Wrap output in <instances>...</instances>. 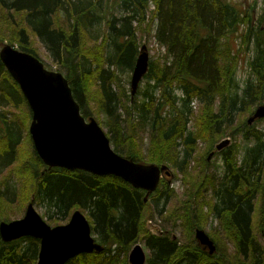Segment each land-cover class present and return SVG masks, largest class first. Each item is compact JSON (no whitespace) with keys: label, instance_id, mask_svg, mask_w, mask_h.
I'll use <instances>...</instances> for the list:
<instances>
[{"label":"trees","instance_id":"obj_1","mask_svg":"<svg viewBox=\"0 0 264 264\" xmlns=\"http://www.w3.org/2000/svg\"><path fill=\"white\" fill-rule=\"evenodd\" d=\"M100 2L0 0V43H16L20 50L38 57L27 32L30 28L53 59L66 68L64 76L81 114L88 116L91 108V114L106 116V134L116 153L143 162L137 135L148 131V163L171 164L184 175L197 139L206 142L214 128L231 124L235 114L252 115L264 103V4L255 14L250 9L241 11L232 0H120L130 13L107 17V4ZM150 4L147 29L150 32L154 28L153 35L165 47V55L162 62H149L146 86L138 88V100H133L118 72L133 69L137 53L135 32L139 26L144 29L141 21ZM59 13L71 21L69 27L56 24ZM101 19L106 31L98 38L92 36L90 27L101 24ZM241 25L246 26L240 35L244 50L252 52L247 62L252 80L242 86L235 79L238 54L243 49H235L231 38ZM175 88L181 90L180 97ZM129 97L130 104L126 102ZM193 99L198 101L200 114L191 110ZM216 100L219 105L215 112ZM7 103L28 105L0 60V161L11 165L9 175L15 171L26 183L23 206L32 196L62 217L70 209L86 210L91 232L103 246L99 252L77 254L65 264H127L129 246L139 237L147 203L144 198L154 200L157 211L162 212L171 195L169 179L161 178L157 189L146 195L143 189L112 174L48 168L30 138L25 123L30 117L24 111L1 110ZM260 119L252 125L247 123L253 131L248 130L245 135L253 136L256 142L246 149L241 161L236 153L231 157L222 153L227 168L221 178L201 172L202 169L196 175L187 173L191 184L196 183L197 177L214 189L215 200L200 202L199 194L186 193L187 200L183 202L189 206L190 214L184 233L192 237L194 229L206 225L208 216L213 214L220 221L216 226L223 229L217 239L213 236L215 252L209 254L199 244L179 245L166 235L150 233L144 238L151 251L146 264H264V247L255 234L264 231V132L254 127ZM190 123L192 129L188 127ZM247 124L244 117L238 118L232 135L244 127L250 129ZM178 138L184 143L181 159L174 149ZM205 162L207 165L206 158ZM4 184L0 182V220L8 221L12 209L1 189ZM205 207L207 211H203ZM197 209L201 221L195 219ZM216 226L210 231L213 235ZM229 240L234 244V253L228 251ZM39 245V239L31 236L9 242L0 239V264H36Z\"/></svg>","mask_w":264,"mask_h":264},{"label":"water","instance_id":"obj_2","mask_svg":"<svg viewBox=\"0 0 264 264\" xmlns=\"http://www.w3.org/2000/svg\"><path fill=\"white\" fill-rule=\"evenodd\" d=\"M144 47H141L133 65L131 97L148 70L149 56ZM0 60L18 84L31 110L30 138L37 155L48 168L112 174L133 187L143 189L146 195L156 190L162 174L168 175L165 164L137 162L116 153L97 121L91 116L86 119L81 114L64 74L46 68L37 56L7 43L0 47ZM262 117L264 103L255 108L247 123ZM227 143V140L222 141L217 148ZM24 236L39 239L36 264H65L77 254L103 249L91 235L89 222L79 209L71 213L67 223L50 226L29 202L21 218L0 221L2 241ZM194 237L202 248L208 249L209 254L215 252L213 240L203 229H196ZM127 260L129 264L145 263L146 255L140 244L132 247Z\"/></svg>","mask_w":264,"mask_h":264},{"label":"rangeland","instance_id":"obj_3","mask_svg":"<svg viewBox=\"0 0 264 264\" xmlns=\"http://www.w3.org/2000/svg\"><path fill=\"white\" fill-rule=\"evenodd\" d=\"M233 2H235L239 9L241 11L246 10V9H250L251 12H254L255 14L260 13L261 11V6L264 4V0H232ZM256 2V4L254 3ZM107 4V17H110L109 14H113L115 16H121L123 14L128 15L130 13V11H126V9H124L121 6L120 0H101L100 4ZM254 8V10L252 8ZM152 8V4L148 5V7H145V11H146V18L144 20H142L141 22H143L144 24V29L142 30L141 27H137V31L135 32V37H136V48H137V53L135 55V59L137 57V55L139 54V51L141 49L142 46L144 47V50L147 52L148 56H149V61L151 60H159V61H163L164 60V55H165V47L161 44H158L156 42V39L153 35L154 32V28L151 29V31L149 32L148 28V22H149V17H150V11ZM101 14V13H100ZM103 14L105 15L106 12L105 10L103 11ZM19 15H16L15 17L17 18ZM68 21L65 17L63 13H59L56 17V24L62 25L64 28L69 27L68 25ZM71 21H69L70 23ZM105 21H103V19H101V24L99 23H93L90 27V32L92 34V36H97L98 38H101L102 35H104V32L106 31L105 29ZM141 22L139 24H141ZM135 24V23H134ZM152 25H153V20H152ZM246 26L245 25H241L237 31V33H235L234 35H231L232 38V42H233V46L235 49H239L242 47L243 51H241L239 55L240 59L237 61V70H236V82L239 83L240 86L244 85L245 82H247V80L251 81L252 78L249 75V67H248V60H250L252 52L251 50H244L245 49V45L244 42L242 44V39L240 38V35L244 34L241 33L245 30ZM27 32L29 33V39L32 42L33 47L36 49L37 54H38V58L41 62H43L44 66L50 70H55V71H59L62 74L65 73L66 68L64 66H62L61 64H59V62L57 63L53 57L50 55L48 49L46 48V46L44 45V43L42 41H40L38 39V37L35 35V33H33V31L30 28H27ZM100 40V39H99ZM7 43V40H4L2 43H0V47L2 46V44ZM11 45V44H10ZM12 46L17 47V44L14 43ZM111 53L112 49H111ZM135 63V61H134ZM63 68V69H60ZM131 73H132V69L130 70H123L121 72H118V75L120 77L121 80V84L124 86V89L126 91L127 94H130V77H131ZM251 76H253L251 74ZM146 77L145 75L143 76V78L140 80L138 88L140 87H145L146 86V81H145ZM138 88L136 90V92L132 95L133 100L136 99L138 100ZM117 90V89H116ZM176 94L177 96H181V90L179 88H175ZM157 92V91H156ZM157 94V93H156ZM128 104H130V97L129 99L126 101ZM180 102V101H178ZM91 104H93L91 102ZM14 105V104H13ZM18 105V104H17ZM12 106L10 103H7L3 109L1 110H5L8 109L9 111H15V112H19V111H24V114L26 113L27 116H29L30 118L25 122L27 125V129L29 128L30 122H31V110L29 109L28 105L27 106ZM191 106V110H193L194 112L199 111V114L201 113V110L199 108V104L198 101L196 99H193L190 104ZM218 100L215 101V104L213 106V111L216 112L217 108H218ZM91 108L89 109V114L88 116L93 117L97 123L100 125V127L103 129V131L106 134L107 131V126L105 125V120H106V116L104 114L102 115H95V114H91ZM88 116H85L86 119H88ZM238 116V117H237ZM250 114H248V112H243L242 114H235L234 118L235 120H233L231 122V124H227L225 123L222 127L220 128H214V130L210 133L211 136L209 138V140H206V142L201 138L197 139L196 142H194V152L192 154V157L190 159V161H187V166H186V174H182V171L178 168H174L171 166V164H166L167 165V169H168V175L165 176L167 179H169V183H170V192L171 195L166 203V205L162 208L161 204L158 205V208L161 209L162 208V212L157 211L156 209V205L154 204V200L149 199L147 202L143 212H142V218H141V229L139 232V237L137 238V240L133 243L130 244L129 246V250L127 252V254H129V251L132 249V247L135 244H140L142 246V248L144 249L145 255H146V259L149 257V255L151 254L149 248L146 246L144 238L146 235L152 233V234H163L166 235L168 237H172L173 239L175 238V240L178 242V244L180 245V243H191L192 245H198L197 240L194 237L195 234V230L198 229H203L208 236L213 239V242L215 241V239L213 238V236L217 239V235L220 233H223V229L221 227V229H219L216 225H218V219L211 214L210 216H208V220L206 225H203V223H201L203 226L202 227H196L194 229V233L192 234V237H187L184 233V227H185V221L187 216L190 214L189 211V206L187 204H185L183 202V200H187V194L186 193H193L198 195L199 194V201H204L206 202L207 199L211 198L213 200H215V190L211 189V187H207L206 185H203L201 183V181L198 180V178L196 177V183H190V181L188 180V174H192V175H196L201 169V172H210L211 174H213V177H220L224 175L225 170H226V165H225V161L223 159V154L222 153H227L228 157L233 156L236 153V158L237 160L244 158L246 156V149L249 146H252L256 140L253 136H246L245 132L250 130L251 133L253 131V129L251 128L252 126H249L247 124V119L249 118ZM132 117V116H131ZM242 118L244 117L247 126L250 127V129H247L246 127L243 128V130H240L236 135H232L233 134V128L235 126H237L238 124V118ZM252 125V124H250ZM191 126V127H190ZM188 127L190 129L193 128V124L190 123V125H188ZM256 130H259L261 132H264V118L260 119L258 122L255 123L254 125ZM189 129V130H190ZM250 133V135H251ZM107 135V134H106ZM187 134H183L182 138L187 137ZM137 138L139 140H141V144L139 145V148L137 147V149H140L141 152L139 151V153L141 154V158H142V163H148L147 160H149V156H148V147L151 141V138H149V132L145 131L142 132L140 131L137 135ZM182 138H178L174 145V149L176 150V156L178 159H181V154H182V148L184 147V143ZM264 138V135H263ZM227 140V144L223 147L217 148V146L222 142ZM208 141V142H207ZM111 147L113 148V144L110 142ZM136 152V151H135ZM206 158V161H208V164L206 165V162L204 163V159ZM152 163V162H150ZM11 165L5 166L4 164L1 163L0 161V182H5L4 185H2L1 189L4 191V197L9 201L10 205H9V209L11 210V214L9 216V220L12 219H16V218H21L25 212L26 206L29 202H32L35 209L37 210V212L41 215V217L49 224V225H59V224H65L68 222L69 217H70V213L75 210V209H79V208H74V209H70L69 213H67L66 215H64L62 217L61 214H53V212L49 211L47 209V206L44 202H38L36 200H33L32 196L30 197V200L28 202H26L23 206V201L25 200V198L27 197V195L25 194L24 191V186H25V182L24 180L20 179L17 177V175L15 174V171L13 174L9 175V169H11ZM172 172V173H171ZM188 173V174H187ZM165 174H162V176H164ZM201 177L203 176L202 174H200ZM162 202V201H160ZM203 208V206H202ZM83 214H85L86 216V210L82 211L81 209H79ZM198 209L195 211V219H197L198 221H201V218L199 219L198 217ZM203 211H207L206 207L203 209ZM48 212V214H47ZM160 213V214H159ZM87 218V217H86ZM56 220V222H55ZM1 221V220H0ZM216 226L214 228V235L212 234L211 229H213V227ZM256 237L258 239V241L262 244V246L264 247V231H257L255 232ZM93 237H95V234H93ZM227 243L228 246V251L230 253H234L235 252V248H234V244L233 242H231L230 240ZM199 246V245H198ZM200 248V247H199ZM213 254V253H212ZM127 264L128 260H127ZM146 264V262L144 263Z\"/></svg>","mask_w":264,"mask_h":264},{"label":"flooded vegetation","instance_id":"obj_4","mask_svg":"<svg viewBox=\"0 0 264 264\" xmlns=\"http://www.w3.org/2000/svg\"><path fill=\"white\" fill-rule=\"evenodd\" d=\"M157 235H162V234H157ZM22 238V237H21ZM19 239V238H18ZM169 240H175V238L173 239L172 237H169ZM13 241V240H11ZM3 242H9V241H3ZM200 247L202 248V245H200ZM204 250H206V248H202ZM150 250V249H149ZM151 252V251H150Z\"/></svg>","mask_w":264,"mask_h":264},{"label":"bare ground","instance_id":"obj_5","mask_svg":"<svg viewBox=\"0 0 264 264\" xmlns=\"http://www.w3.org/2000/svg\"><path fill=\"white\" fill-rule=\"evenodd\" d=\"M90 230H91V228H90ZM91 235H92V232H91ZM93 236V235H92Z\"/></svg>","mask_w":264,"mask_h":264}]
</instances>
